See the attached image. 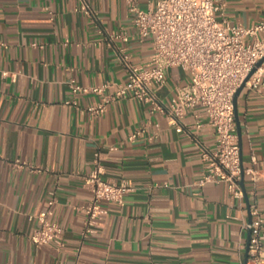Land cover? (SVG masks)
<instances>
[{
	"label": "crops",
	"instance_id": "crops-1",
	"mask_svg": "<svg viewBox=\"0 0 264 264\" xmlns=\"http://www.w3.org/2000/svg\"><path fill=\"white\" fill-rule=\"evenodd\" d=\"M84 1L89 15L81 0H0V264H245L250 206L264 231V89L243 86L233 108L242 165L256 160L254 180L242 176L243 197L223 183L198 187V144L214 145L204 114L176 132L142 102L114 100L93 116L87 108L100 96L71 92L73 80L107 84L112 94L126 79L121 58L144 65L152 51L136 37L125 0ZM224 2L232 24L264 15V0ZM188 78L168 69L157 96L167 99ZM96 153L102 178L135 189L121 206L102 204L107 214L83 237V184ZM42 211L61 226L60 246L30 242Z\"/></svg>",
	"mask_w": 264,
	"mask_h": 264
},
{
	"label": "built area",
	"instance_id": "built-area-1",
	"mask_svg": "<svg viewBox=\"0 0 264 264\" xmlns=\"http://www.w3.org/2000/svg\"><path fill=\"white\" fill-rule=\"evenodd\" d=\"M132 25L139 41L149 39L152 51L144 65H134L124 56L126 79L114 86L113 93L104 94L107 84L81 87L70 80L72 93L92 92L100 96L99 103L87 108L90 115L102 114L107 105L118 99L144 103L150 114H160L165 121L182 132V121L192 116L196 122L201 114L214 133L211 148L198 144L201 173L195 181L198 187L207 183H223L234 199L243 197L240 181L247 175L254 180L255 158L243 166L236 134L233 96L244 86L255 92L264 89V15L249 26L232 24L225 17L224 0H153V6L141 9L136 0H125ZM81 9L89 15L81 0ZM126 41V37L122 36ZM261 63L257 65V63ZM178 68L189 74L188 81L177 86L167 99L157 91L164 85L166 72ZM138 133V132H137ZM132 135L130 138H133ZM18 165V161L15 162ZM20 165V164H19ZM99 157L84 180L90 199L84 206L85 221L81 234H91L107 214L102 204L121 206L133 184L101 177ZM248 257L245 264H264V231L259 209L250 206ZM47 212L36 215L38 226L29 235L36 246L50 243L61 245V226L46 219Z\"/></svg>",
	"mask_w": 264,
	"mask_h": 264
},
{
	"label": "water",
	"instance_id": "water-1",
	"mask_svg": "<svg viewBox=\"0 0 264 264\" xmlns=\"http://www.w3.org/2000/svg\"><path fill=\"white\" fill-rule=\"evenodd\" d=\"M261 63V61H259L258 63H257V65L256 66H258L259 64ZM244 86V82L240 85V87L236 90V92H235V94H234V96H233V108L235 107V100H236V96H237V93H238V91L242 88ZM243 178V177H242ZM242 178H241V182H240V184L242 185ZM249 237H250V233H249V230H248V240H249ZM249 242V241H248ZM247 250H248V243H247Z\"/></svg>",
	"mask_w": 264,
	"mask_h": 264
}]
</instances>
